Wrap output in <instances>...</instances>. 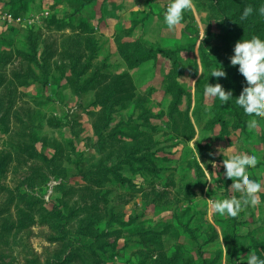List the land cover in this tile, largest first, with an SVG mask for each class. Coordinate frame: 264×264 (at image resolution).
<instances>
[{"label":"rangeland","instance_id":"rangeland-1","mask_svg":"<svg viewBox=\"0 0 264 264\" xmlns=\"http://www.w3.org/2000/svg\"><path fill=\"white\" fill-rule=\"evenodd\" d=\"M83 1L0 0V264L58 255L70 264H241L252 251L264 259V119L245 133L226 116L227 130L211 131L216 98L203 94L205 59L227 66L230 20L212 0H193L169 31V0L80 9ZM139 52L157 54L136 64ZM213 80L233 95V77ZM236 82L247 86L240 73ZM173 83L188 97L171 115ZM237 154L258 158L248 172L262 184L260 202L220 216L209 201L242 195L224 176L223 159ZM233 228L239 253L228 245Z\"/></svg>","mask_w":264,"mask_h":264},{"label":"clouds","instance_id":"clouds-1","mask_svg":"<svg viewBox=\"0 0 264 264\" xmlns=\"http://www.w3.org/2000/svg\"><path fill=\"white\" fill-rule=\"evenodd\" d=\"M193 9V0H169L163 12V22L167 29L174 31L181 25L185 11ZM252 13L253 8L246 7L241 18L245 19ZM258 13L264 16V6L258 9ZM233 53L230 63L232 66H239L238 71L247 85L234 101L246 116L251 117L248 127L255 130L258 127V121L264 119V39L255 36L251 39H241L235 44ZM211 77H226L220 64L211 70ZM203 94L207 98H217L224 104L233 99L232 92H226L219 83L215 85L207 83ZM228 150L230 148L226 151ZM198 159L200 160L199 155ZM257 162L258 158L255 155L246 154L232 155L223 159L224 176L232 181L230 189L242 195L240 199L232 197L209 201L214 213L235 218L245 207H255L260 202L258 194L262 184L251 179L248 172V169L257 165ZM245 261L246 264H264V259L257 256L254 251L250 252L246 258H242L241 264H245Z\"/></svg>","mask_w":264,"mask_h":264},{"label":"trees","instance_id":"trees-1","mask_svg":"<svg viewBox=\"0 0 264 264\" xmlns=\"http://www.w3.org/2000/svg\"><path fill=\"white\" fill-rule=\"evenodd\" d=\"M97 0H84L83 4L80 6L81 8H85L88 7L91 4H94ZM215 4V7L219 10L220 13H222V15H224V17L228 20H230L229 23V28L227 29V33L224 37V42H228L227 44V66L225 64H221L222 69L225 71L226 76L227 77H233L232 81H235L236 84H234L233 87H231V90L234 91L232 96H237L239 97L240 95V90L238 87V84L236 81H239V72L238 70H236V68H234V66L231 65L230 63V57L234 54L233 53V49L235 44L240 41L241 39H251L252 37H259L261 39H264V16L259 15L258 13V9L261 6H264V0H212ZM251 6L253 8V13L248 16L245 19H242V15H243V11L246 7ZM222 7V8H221ZM227 13H231L230 16H227ZM226 19H223L224 21ZM231 36L236 37V39H234L232 42V45H230L231 42ZM162 50H160L161 52ZM189 51H191V49H189ZM124 52V51H123ZM158 52V53H160ZM164 52V51H162ZM173 52V53H172ZM171 53L173 55H175L178 51H172ZM34 54V53H33ZM124 54V53H123ZM157 53H146V52H139L137 53L138 56V62L136 64H139V62H146L149 59H154L156 57ZM133 57V56H132ZM132 57H127L128 60L125 61H131ZM219 58V56H218ZM24 59H26V55L24 57ZM30 60H34V59H30ZM205 69L207 70H212L215 67L218 66L214 65V63L212 61H210V59H205ZM91 66L87 65L86 69H89ZM137 67V66H136ZM136 67H133V65L129 66V68L131 70L135 69ZM41 68V67H40ZM45 68V67H44ZM42 69V68H41ZM177 66L174 67V71H177ZM173 71V72H174ZM42 73V77H40V83L42 84V86H46L48 85V78H49V73H47V79H46V72L43 71ZM179 74V71L176 72L175 74V80L177 79ZM81 75H74L76 81L77 78ZM97 75L94 76L89 79V83L91 82L93 85L97 84ZM170 79V78H169ZM207 81L210 85H215V80H213V77H211V73L210 71H208L207 73ZM79 82V81H77ZM73 83V81L71 82ZM115 84H117V81L114 82ZM169 83V80H168ZM170 86V90L173 92L171 95V104L173 105V108L170 110V114L172 115L175 111L178 110V106L182 103V96H187V93L184 90L180 89V85L179 84H169ZM85 87H83V85L80 86V89L84 90ZM226 91V90H225ZM227 92V91H226ZM204 93V92H203ZM108 102V96H106L103 99V106L106 105V103ZM98 103V102H97ZM96 105V104H95ZM212 111H213V116L209 122H210V128L211 131H214L216 129V127L220 126L222 128V130H227L228 128V123L225 121V117L226 116H232L234 118L233 121V125L235 129H239L242 130L243 132L247 133V121L245 119H243L244 114L240 112L239 107L237 106H233L232 100H230L228 103L224 104L222 103L219 99H215L213 106H212ZM170 115V116H171ZM107 117V116H106ZM112 120V119H111ZM188 125L187 128L190 130H193V125L191 124L190 120L188 119ZM110 124V120L106 119V124H105V128H108ZM130 124V123H129ZM123 135V134H122ZM37 155H35L36 157ZM38 160H40V156L38 157ZM8 163H6V165H8ZM198 171H200V168L198 169ZM57 216H58V220L61 222L63 220H65L66 218L63 216L62 212L56 211ZM223 220V219H221ZM221 224H223L224 228H226L228 230L227 227H229L230 223H228L227 221L224 223V221H219ZM228 223V224H227ZM127 225H123V227H126ZM62 227V225H59V229ZM231 233L232 236V241L228 243V245H233L234 248L236 249V252L239 253V248H240V238L239 236H237L236 234V228H233L231 231H229ZM101 239L100 237H96V240ZM52 244H57V243H63L64 241H60L58 240V238L55 239H50ZM95 244V243H94ZM145 245L143 247L150 249L153 244L149 243V241L144 243ZM93 245V244H92ZM255 245V244H254ZM108 245H106L105 243H102V245L98 246L100 249H104L105 247H107ZM147 249V250H148ZM181 250H177V253L180 252ZM201 258L202 257L201 255ZM203 260V259H202ZM201 260V261H202ZM71 258L70 257H66V259L61 260V255H58V258H56L51 264H70L71 263ZM181 261V259L178 257L177 258V262L176 264H179V262ZM203 264H205V260L202 261ZM216 263V262H215ZM190 264H194L192 261H190ZM211 264V262H210Z\"/></svg>","mask_w":264,"mask_h":264}]
</instances>
